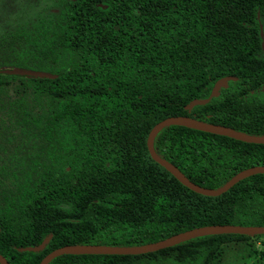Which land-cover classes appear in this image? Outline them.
Masks as SVG:
<instances>
[{
  "label": "trees",
  "instance_id": "obj_1",
  "mask_svg": "<svg viewBox=\"0 0 264 264\" xmlns=\"http://www.w3.org/2000/svg\"><path fill=\"white\" fill-rule=\"evenodd\" d=\"M0 254L38 264L63 245L138 246L193 227L264 226V173L217 196L154 162L145 139L175 115L264 134V0H54L0 30ZM233 80L203 105L215 79ZM156 154L217 188L264 165V144L168 125ZM48 242L39 251L19 247ZM260 236V235H252ZM264 236V234H261ZM241 234L189 238L142 254H61L47 264H204ZM217 254V255H216Z\"/></svg>",
  "mask_w": 264,
  "mask_h": 264
},
{
  "label": "water",
  "instance_id": "obj_2",
  "mask_svg": "<svg viewBox=\"0 0 264 264\" xmlns=\"http://www.w3.org/2000/svg\"><path fill=\"white\" fill-rule=\"evenodd\" d=\"M0 73L10 74V75H20V76H31V77H44V78H53L54 74L43 71V70H32L27 68H21L17 66L0 68ZM234 77L231 75L221 76L214 80L209 93L206 97L203 98H193L187 103L188 108H192L195 105H203L207 103L211 98L218 95L221 88L226 87L229 80H233ZM168 125H181L188 128H193L196 130L209 132L213 134L223 135L235 140H240L248 143H257L264 144V134L263 135H251L239 132L232 128L196 120L194 118L184 116V115H175L167 116L156 123H154L149 129L145 145L146 150L149 154V157L162 166L166 171H168L178 182L187 187L188 189L199 193L205 196H217L225 192L233 184L239 180L250 176L256 173H264V165H254L244 168L234 175H232L226 182L217 188H206L194 184L188 180L181 171L171 163L159 157L153 148V138L156 133L165 126ZM213 234H241V235H261L264 234V226H241L233 224H212V225H203L184 230L173 235H170L166 238L141 244L138 246H107V245H98V244H76V245H63L57 248H54L47 252L39 260L38 264H47V262L55 256L61 254H142L146 252H153L159 249H163L174 245L183 240L189 238L213 235ZM50 235L45 236L38 244L33 246L19 247V251H39L45 244L48 242ZM0 264H8L6 259L0 254Z\"/></svg>",
  "mask_w": 264,
  "mask_h": 264
},
{
  "label": "rangeland",
  "instance_id": "obj_3",
  "mask_svg": "<svg viewBox=\"0 0 264 264\" xmlns=\"http://www.w3.org/2000/svg\"><path fill=\"white\" fill-rule=\"evenodd\" d=\"M54 0H0V30L15 23L44 15V8ZM231 238L218 248V259L204 264H264V236Z\"/></svg>",
  "mask_w": 264,
  "mask_h": 264
}]
</instances>
